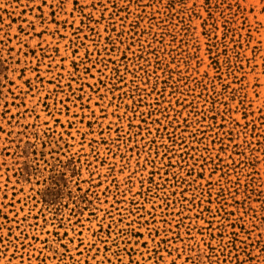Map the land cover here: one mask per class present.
<instances>
[{"label":"rangeland","instance_id":"1","mask_svg":"<svg viewBox=\"0 0 264 264\" xmlns=\"http://www.w3.org/2000/svg\"><path fill=\"white\" fill-rule=\"evenodd\" d=\"M0 264H264V0H0Z\"/></svg>","mask_w":264,"mask_h":264},{"label":"snow or ice","instance_id":"2","mask_svg":"<svg viewBox=\"0 0 264 264\" xmlns=\"http://www.w3.org/2000/svg\"><path fill=\"white\" fill-rule=\"evenodd\" d=\"M71 2H73V3H74V0H71Z\"/></svg>","mask_w":264,"mask_h":264}]
</instances>
